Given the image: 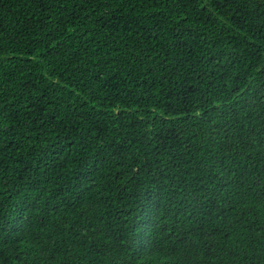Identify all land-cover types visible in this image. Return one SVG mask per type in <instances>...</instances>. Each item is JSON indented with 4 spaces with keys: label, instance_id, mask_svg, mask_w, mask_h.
I'll use <instances>...</instances> for the list:
<instances>
[{
    "label": "trees",
    "instance_id": "1",
    "mask_svg": "<svg viewBox=\"0 0 264 264\" xmlns=\"http://www.w3.org/2000/svg\"><path fill=\"white\" fill-rule=\"evenodd\" d=\"M0 264H264V0H0Z\"/></svg>",
    "mask_w": 264,
    "mask_h": 264
}]
</instances>
